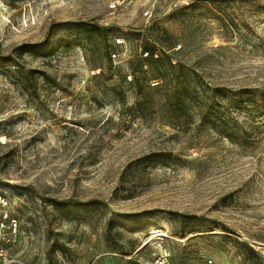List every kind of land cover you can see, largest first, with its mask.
Listing matches in <instances>:
<instances>
[{"label":"rangeland","instance_id":"obj_1","mask_svg":"<svg viewBox=\"0 0 264 264\" xmlns=\"http://www.w3.org/2000/svg\"><path fill=\"white\" fill-rule=\"evenodd\" d=\"M0 194V264H264V0H0Z\"/></svg>","mask_w":264,"mask_h":264},{"label":"built area","instance_id":"obj_2","mask_svg":"<svg viewBox=\"0 0 264 264\" xmlns=\"http://www.w3.org/2000/svg\"><path fill=\"white\" fill-rule=\"evenodd\" d=\"M123 43L122 40L116 39L115 40V46H120ZM111 60H114L116 58V54L111 53L110 55ZM7 201L5 200V197L0 194V215H2L3 218H6V208H7ZM169 255L166 252H158L155 255H153L152 260L149 264H169L168 257ZM202 264H215V262L211 259H205L203 260Z\"/></svg>","mask_w":264,"mask_h":264},{"label":"bare ground","instance_id":"obj_3","mask_svg":"<svg viewBox=\"0 0 264 264\" xmlns=\"http://www.w3.org/2000/svg\"><path fill=\"white\" fill-rule=\"evenodd\" d=\"M151 235H152L151 237H152V239H153V241H154V242L152 241V243H153V244H156V243L158 242V239L155 238L156 233H155L154 231H152V232H151ZM158 235H159V234H158ZM159 238H161V237H159ZM160 241H161V240H160ZM151 245H152V244H151Z\"/></svg>","mask_w":264,"mask_h":264},{"label":"trees","instance_id":"obj_4","mask_svg":"<svg viewBox=\"0 0 264 264\" xmlns=\"http://www.w3.org/2000/svg\"><path fill=\"white\" fill-rule=\"evenodd\" d=\"M109 56V55H108Z\"/></svg>","mask_w":264,"mask_h":264}]
</instances>
